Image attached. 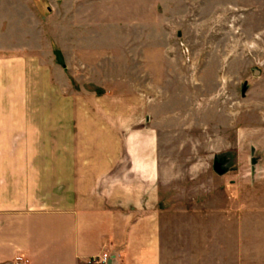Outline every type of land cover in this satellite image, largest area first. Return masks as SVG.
Listing matches in <instances>:
<instances>
[{"label":"rangeland","instance_id":"374dc122","mask_svg":"<svg viewBox=\"0 0 264 264\" xmlns=\"http://www.w3.org/2000/svg\"><path fill=\"white\" fill-rule=\"evenodd\" d=\"M15 2L27 113L73 114L84 90V113L120 102L152 133L163 264H264V0Z\"/></svg>","mask_w":264,"mask_h":264},{"label":"crops","instance_id":"0c3cea01","mask_svg":"<svg viewBox=\"0 0 264 264\" xmlns=\"http://www.w3.org/2000/svg\"><path fill=\"white\" fill-rule=\"evenodd\" d=\"M8 25L0 15V264H163L152 133L134 129L120 102L117 114L84 113V90L73 114L27 113L37 82L27 86L30 53ZM104 253L106 263L91 262Z\"/></svg>","mask_w":264,"mask_h":264},{"label":"built area","instance_id":"2783aa9c","mask_svg":"<svg viewBox=\"0 0 264 264\" xmlns=\"http://www.w3.org/2000/svg\"><path fill=\"white\" fill-rule=\"evenodd\" d=\"M109 256L107 254H102L101 257L92 258L91 262H102L106 263ZM11 264H28V261L23 256L15 257Z\"/></svg>","mask_w":264,"mask_h":264},{"label":"water","instance_id":"95a60500","mask_svg":"<svg viewBox=\"0 0 264 264\" xmlns=\"http://www.w3.org/2000/svg\"><path fill=\"white\" fill-rule=\"evenodd\" d=\"M245 86H246V84H245ZM245 90H246V89H243L244 92H245ZM218 165H219L218 163L214 164V169H215L219 174L224 173V171L218 169Z\"/></svg>","mask_w":264,"mask_h":264}]
</instances>
